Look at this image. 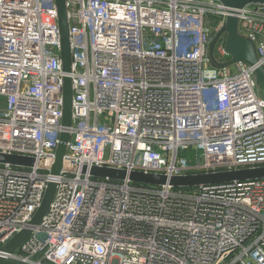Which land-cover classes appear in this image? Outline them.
<instances>
[{
    "label": "built area",
    "instance_id": "1",
    "mask_svg": "<svg viewBox=\"0 0 264 264\" xmlns=\"http://www.w3.org/2000/svg\"><path fill=\"white\" fill-rule=\"evenodd\" d=\"M73 125L55 0H0V257L21 264H264V180L177 191L82 175L86 166L168 176L264 167V93L247 63L209 56L219 0H66ZM264 64V4L236 10ZM226 35L217 61L231 57ZM77 174L39 168L56 162ZM48 213L15 251L48 184Z\"/></svg>",
    "mask_w": 264,
    "mask_h": 264
},
{
    "label": "water",
    "instance_id": "2",
    "mask_svg": "<svg viewBox=\"0 0 264 264\" xmlns=\"http://www.w3.org/2000/svg\"><path fill=\"white\" fill-rule=\"evenodd\" d=\"M225 8L231 10L230 15L219 32L210 43V60L217 67H228L235 63H247L255 68V79L259 85L261 93H264V64L259 63L258 50L254 40L242 35L239 31L240 19L236 10H242L248 5L264 4V0H219ZM58 10L59 33L61 35V58L62 68L65 72L64 88H63V125L66 129L73 125V85L70 74L72 73L73 53L71 52V35L70 21L68 18V9L66 0H55ZM226 35L225 48L230 55V59L226 63L217 61L215 56L216 46L222 36ZM71 135L69 132L63 131L61 134V143L57 150L56 162H44L39 164V168L50 171L54 175H60L63 172L77 174V170L71 169L70 165L63 164V157L66 154L67 143ZM0 165H11L14 167L31 169L36 165V160L32 157H24L18 155H9L0 153ZM82 175H89L91 178L103 179L109 181H118L129 183L150 185L155 187H164L169 185L172 188H192L197 189L202 186H214V184H227L230 182H247L248 180H264L263 168H247L242 170H232L230 172H215L213 174H197V175H180L168 176L165 174H155L150 172L126 171L118 168L108 167H92L81 168ZM57 186L55 183L48 184L41 206L34 215L30 226L15 235L4 247L6 252L15 251L25 240L33 233V229L38 227L43 218L49 211L52 201L55 197ZM0 264H21L0 257Z\"/></svg>",
    "mask_w": 264,
    "mask_h": 264
},
{
    "label": "trees",
    "instance_id": "3",
    "mask_svg": "<svg viewBox=\"0 0 264 264\" xmlns=\"http://www.w3.org/2000/svg\"><path fill=\"white\" fill-rule=\"evenodd\" d=\"M96 179L100 180L99 178H96ZM96 179H94V180H96ZM176 190L177 191H180V190H183V191H191V190H194V189H192V188H180V189H176Z\"/></svg>",
    "mask_w": 264,
    "mask_h": 264
}]
</instances>
